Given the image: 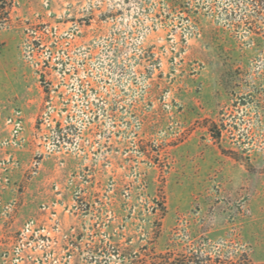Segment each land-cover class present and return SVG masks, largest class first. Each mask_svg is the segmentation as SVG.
<instances>
[{"label": "rangeland", "instance_id": "374dc122", "mask_svg": "<svg viewBox=\"0 0 264 264\" xmlns=\"http://www.w3.org/2000/svg\"><path fill=\"white\" fill-rule=\"evenodd\" d=\"M0 264H264V12L0 0Z\"/></svg>", "mask_w": 264, "mask_h": 264}, {"label": "trees", "instance_id": "16d2710c", "mask_svg": "<svg viewBox=\"0 0 264 264\" xmlns=\"http://www.w3.org/2000/svg\"><path fill=\"white\" fill-rule=\"evenodd\" d=\"M256 12H264V0H252Z\"/></svg>", "mask_w": 264, "mask_h": 264}]
</instances>
